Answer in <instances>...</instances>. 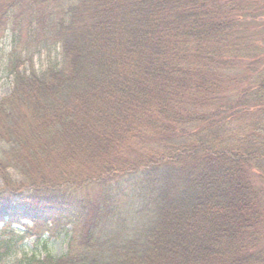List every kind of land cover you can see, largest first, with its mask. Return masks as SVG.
<instances>
[{"label":"trees","instance_id":"obj_1","mask_svg":"<svg viewBox=\"0 0 264 264\" xmlns=\"http://www.w3.org/2000/svg\"><path fill=\"white\" fill-rule=\"evenodd\" d=\"M0 68V264H264V0H0Z\"/></svg>","mask_w":264,"mask_h":264},{"label":"rangeland","instance_id":"obj_2","mask_svg":"<svg viewBox=\"0 0 264 264\" xmlns=\"http://www.w3.org/2000/svg\"><path fill=\"white\" fill-rule=\"evenodd\" d=\"M2 40L4 41L3 38H2ZM4 43H5V41L3 42V44ZM46 61H47V58L45 56H42L41 58L37 57L35 59V67L36 68L40 67V65L45 64ZM11 86H12L11 77L9 76V74L5 70H3V68H0V100L3 99L4 97H6L10 93ZM0 187H1V182H0ZM19 220H21V222L23 224H27L30 222L27 218L26 219L19 218ZM2 226H3V224H0V230H1ZM14 227L17 230L23 229V227H21L19 225H15ZM69 237H70V235L68 233L57 228V226H56V227L52 228L51 233H45L42 236L40 241L37 240L36 237H31V238L27 239L26 245L29 249L36 248L38 251L47 250L53 256L59 257V256L64 255L67 252Z\"/></svg>","mask_w":264,"mask_h":264}]
</instances>
